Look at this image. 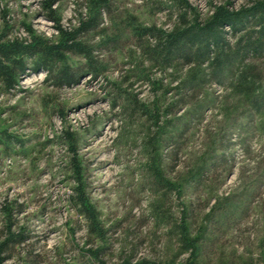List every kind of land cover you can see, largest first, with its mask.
<instances>
[{"label": "rangeland", "instance_id": "obj_1", "mask_svg": "<svg viewBox=\"0 0 264 264\" xmlns=\"http://www.w3.org/2000/svg\"><path fill=\"white\" fill-rule=\"evenodd\" d=\"M40 1L0 0V25L4 12L12 35L24 37L27 26L35 33L55 37L54 24L45 18ZM189 1L205 13L210 1L219 0ZM160 2L163 0H115V8L128 11L144 24L167 28L168 13ZM243 2L236 0L235 5ZM84 11V0H60L62 26L74 24L77 13ZM111 25L105 18L106 35L113 34ZM101 39L94 34L91 41L98 44ZM133 47L131 39L101 46L95 53L106 63V72L93 79L81 71L72 87H49L44 85V72L31 71L21 76L13 90L6 92L0 87V137L11 141L7 148L0 144V207L4 202L21 204L13 216L27 235L14 256L2 264H97L83 254L92 245L85 244L84 220L69 203L73 182L68 164L72 157L84 171L91 204L109 229L108 249L101 256L105 264H117L128 256L163 260L175 251L167 225L152 212L160 192L146 173L143 142L149 121L146 116L128 120L118 99H113L114 83H123L131 68L127 55ZM69 62L78 68L83 64L78 56H71ZM260 68L264 72V61ZM134 82L128 91L141 102L150 101L149 86ZM211 89L216 95L225 91L217 86ZM216 112L207 109L203 119L186 130L169 177L176 171L188 172L206 154L210 137L223 124ZM247 129L244 145L237 142L235 134L226 135L233 143L230 159L226 168L205 174L207 186L182 195L169 193L162 207L169 223L186 213L194 232L214 202V197L208 199L207 189L217 196L229 192L238 196L248 187L253 189L245 213L204 246V264L221 260L264 264V134L254 133L252 126ZM65 132L77 138L72 151L63 139ZM2 217L0 212V223Z\"/></svg>", "mask_w": 264, "mask_h": 264}, {"label": "trees", "instance_id": "obj_2", "mask_svg": "<svg viewBox=\"0 0 264 264\" xmlns=\"http://www.w3.org/2000/svg\"><path fill=\"white\" fill-rule=\"evenodd\" d=\"M235 1H210V9L202 13L189 0H163L159 4L167 11L170 24L164 28L155 23L144 24L126 10L118 11L115 0H84L85 11L77 13L74 24L63 27L60 0H41L43 14L56 30L53 38L35 33L27 26L24 37L12 35V26L3 12L0 87L6 92L18 85L26 71L44 72V85L58 89L74 86L81 71L95 79L107 70L95 51L122 39L132 40L134 47L127 55L131 68L123 83H114L113 99H118L128 120L146 116L149 121L143 142L146 173L160 192L152 212L159 222L167 225L176 249L163 260H135L128 256L117 264H204L202 255L207 242L247 209L253 192L250 187L238 196L230 192L211 195L212 190L207 189L208 199L214 197V202L193 232L186 213L179 221L169 223L162 208L169 193L182 195L195 191L206 185L205 174L217 167H227L233 143L226 135L235 134L237 142L244 145L249 126L254 133L264 134V72L260 68V62L264 61V0H245L238 6ZM105 18L112 24V35H106ZM94 34L102 38L98 44L91 41ZM71 56L83 60L81 67L71 65ZM134 81L149 86L153 95L150 101L141 102L128 91ZM123 84L126 86L122 87ZM215 86L223 88L224 94L216 95L211 89ZM207 109H216L223 124L216 128L209 149L191 170L182 174L176 171L174 177H169L174 172L172 161L184 144L186 130L199 123ZM151 126L155 128L153 132ZM3 138L0 137V144L9 147L10 139ZM63 139L72 151L77 138L65 132ZM68 168L73 182L69 203L84 220L88 237L85 244L92 245L83 254L97 264H105L101 256L108 249L109 229L89 200L84 171L76 157L69 160ZM20 209L21 204L16 202L1 204L0 264L11 259L18 246L26 241L24 229L13 216ZM217 264L231 263L221 260ZM237 264L250 263L243 260Z\"/></svg>", "mask_w": 264, "mask_h": 264}]
</instances>
